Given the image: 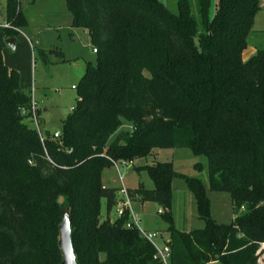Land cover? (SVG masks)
I'll return each instance as SVG.
<instances>
[{"label": "trees", "instance_id": "1", "mask_svg": "<svg viewBox=\"0 0 264 264\" xmlns=\"http://www.w3.org/2000/svg\"><path fill=\"white\" fill-rule=\"evenodd\" d=\"M5 2L9 26L3 32L18 37L30 23L28 12L22 0ZM65 4L70 26L87 32L97 58L75 87L77 101L60 137L42 132V110L0 47V264H59L64 206L72 216L78 264H162L154 258V242L126 226L128 209L110 217L121 187L105 186L102 173L153 149L178 147L207 158L209 189L229 193L235 216L229 223L212 218L203 181L177 172L172 161L146 166L154 186L140 183L128 194L159 205L170 263L258 264L264 243V46L246 60L243 53L261 0H218L212 15L211 0H177L175 10L162 0ZM55 52L67 61L63 51ZM177 178L193 194L203 228L175 226Z\"/></svg>", "mask_w": 264, "mask_h": 264}, {"label": "rangeland", "instance_id": "2", "mask_svg": "<svg viewBox=\"0 0 264 264\" xmlns=\"http://www.w3.org/2000/svg\"><path fill=\"white\" fill-rule=\"evenodd\" d=\"M162 1L172 10L176 9L177 0ZM217 1L211 0V15L215 11ZM5 4V0H0V41L3 27L6 26ZM21 4L28 12L30 23L21 28L15 48L5 52V61L18 68L21 79L32 87L33 99L45 118L44 124L41 125L42 132H60L62 121L77 101L75 87L81 80L85 65L88 62L94 63L97 54L93 52L89 35L81 28L70 26L71 15L65 0H37L36 4H32V0H22ZM6 38L8 37L5 36ZM255 46H264V11L257 16L245 51ZM56 50L64 52L66 62L60 60ZM41 51H44V55ZM26 123L37 127L34 119L28 118ZM124 128L125 126L122 127ZM158 160L172 161L177 172L203 181L211 200L212 218L219 223H229L234 218L229 193L209 189L207 158L204 155L195 156L189 148H156L150 155L134 159L132 165L125 167L119 165L118 161V167L114 165L105 169L104 178L111 185L122 183L125 186H137L142 183L145 187L152 188L154 183L144 168ZM196 163L200 164L199 168L195 166ZM117 209H112L111 218L117 216ZM130 211L141 219L140 227L159 234L155 242L160 247L164 246L170 234L167 231V223L158 213L159 205L155 202L143 204L135 198L130 201ZM107 215V203L104 199L102 216ZM173 215L175 226L180 230L190 231L205 226V222L199 218L193 194L180 178L173 182ZM101 258L105 259L106 255L102 254Z\"/></svg>", "mask_w": 264, "mask_h": 264}, {"label": "built area", "instance_id": "3", "mask_svg": "<svg viewBox=\"0 0 264 264\" xmlns=\"http://www.w3.org/2000/svg\"><path fill=\"white\" fill-rule=\"evenodd\" d=\"M6 26H9L8 23H6ZM94 52H97V49L94 48L93 49ZM54 137L58 138L60 137V132H56L54 133ZM118 163H120L119 165L122 166H128V165H132L134 162L132 160H122L119 161ZM116 163L115 165L117 166ZM118 167V166H117ZM121 179H123V176H121ZM130 196L128 194V188L125 186H122L119 190V203L117 206V216L120 217L122 215L125 214V211L128 209L129 213H130V220L127 222L126 226L131 228V227H138L140 228V230L143 232V235L146 236L149 240H151L152 242H154L155 246H156V253L154 255V258L157 259L158 261H160L162 264H171L170 263V247L167 243V241H165L164 246L160 247L156 242L155 239L159 236V234L157 232H150V231H146L145 229H143L142 227H140L141 224V219L137 216H135L131 211H130ZM264 243L261 245V248L258 250L257 254H258V264H264Z\"/></svg>", "mask_w": 264, "mask_h": 264}, {"label": "water", "instance_id": "4", "mask_svg": "<svg viewBox=\"0 0 264 264\" xmlns=\"http://www.w3.org/2000/svg\"><path fill=\"white\" fill-rule=\"evenodd\" d=\"M6 43L12 49L15 48L16 38H6ZM72 216L67 206H64L61 210V222L59 225L60 239L59 245L63 254L62 261L59 264H78V260L75 254L73 242H72Z\"/></svg>", "mask_w": 264, "mask_h": 264}, {"label": "crops", "instance_id": "5", "mask_svg": "<svg viewBox=\"0 0 264 264\" xmlns=\"http://www.w3.org/2000/svg\"><path fill=\"white\" fill-rule=\"evenodd\" d=\"M22 8H23V6H22ZM24 9V8H23ZM264 11V0H261V11L260 12H263ZM86 32V31H85ZM87 33V32H86ZM17 37H16V44H17ZM0 47H2V49H3V55H4V59H5V52H7V50L9 51V50H11L12 48L11 47H9L7 44H6V39H5V35H4V32H3V30H2V37H1V41H0ZM256 47H258V46H255L254 48H252V49H250L249 51L247 50V51H244V53H243V58L246 60V59H248L250 56H252L255 52H256ZM94 52V51H93ZM6 62V61H5ZM8 64V63H7ZM8 66L9 67H11V68H16V67H13V66H11V65H9L8 64ZM86 68H87V64L85 65V70H84V73H85V71H86ZM18 71H19V69L18 68H16ZM84 73L82 74V76L84 75ZM82 76H80V79L82 78ZM21 82H22V85H23V87L25 88V89H30V90H32V87L30 86V84H28V83H25L22 79H21ZM41 117H42V119H43V124H44V122H45V118L42 116V114H41ZM49 131V130H48ZM61 131V130H60ZM51 132V131H50ZM58 132V131H57ZM51 133H56V132H51ZM104 172H105V170L103 171V173H102V181H103V184L105 185V186H110V187H117V188H120V187H122V186H125L124 184H122V183H120V184H117V185H111V184H108L107 182H106V180H105V178H104ZM125 187H127V188H135L136 186H125ZM145 203H147V202H145ZM145 203H143V204H145ZM110 217H111V214H110ZM112 219H114V218H112ZM166 241H168V240H166Z\"/></svg>", "mask_w": 264, "mask_h": 264}]
</instances>
